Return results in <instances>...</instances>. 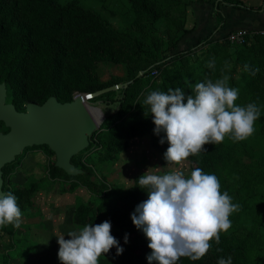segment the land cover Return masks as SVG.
Instances as JSON below:
<instances>
[{"label":"rangeland","instance_id":"rangeland-1","mask_svg":"<svg viewBox=\"0 0 264 264\" xmlns=\"http://www.w3.org/2000/svg\"><path fill=\"white\" fill-rule=\"evenodd\" d=\"M150 1L158 6L157 16L152 21L145 17L136 20L128 0H78L88 13L98 15L118 32L120 39L115 46L116 52L126 48L140 55L132 61L119 59L116 63L98 64L95 73L100 85L92 87L97 90L113 84L131 83L136 75L138 81L128 88L136 95L131 102L133 109L118 117V100L124 98L123 87L96 97L80 93L76 98L101 109L103 116L88 135L87 143L70 154L69 167L57 164L56 148L50 143L26 145L0 166L1 195L13 192L23 213L19 227L12 223L0 227V264H63L58 258L59 236L65 235V239H69V230L104 220L112 222L100 206L104 203L103 198L115 203L117 198H123L112 204L127 216L129 227L135 230L130 231L129 241L125 243L124 236L119 235L128 227L123 222L116 226L112 224V234L120 240L124 251L117 255L113 247L101 254L100 264L105 259H114L115 264L144 263L152 249L148 246L149 239L134 225L131 213L136 207L130 205L123 191L139 184V177L146 171L164 174L179 169L189 175L195 164L189 157L178 163L164 162L154 146L151 132L141 134L136 118L142 110L150 109L144 101L162 81L167 82V89L169 84L178 87L180 80L192 88L198 82L209 79L215 82L224 77L229 86L239 89L235 103L247 105L254 101L261 110L255 121V132L247 139L237 141L226 136L223 140L234 149L237 173L231 177L227 172L220 183L231 190L237 179H244L238 193L241 207L235 215L238 224L234 232L246 239L244 254L248 258L264 257V176L260 174L264 169V37L252 33L240 47L224 40L215 41L154 68L151 64L158 61L189 27L186 26L187 18L193 21L190 3L197 0ZM213 61L210 67L209 63ZM4 66L0 60V84L4 88L2 104L15 109L12 103L15 95L3 82ZM77 93L73 92V95ZM85 95L87 97L83 99ZM51 99L60 103L54 96L46 100ZM46 100L28 96L19 100V108L15 110L24 112L27 103L40 106ZM10 129L0 120V134ZM18 189L22 190L21 194ZM141 234L146 237L143 243L139 242Z\"/></svg>","mask_w":264,"mask_h":264},{"label":"trees","instance_id":"trees-1","mask_svg":"<svg viewBox=\"0 0 264 264\" xmlns=\"http://www.w3.org/2000/svg\"><path fill=\"white\" fill-rule=\"evenodd\" d=\"M261 1L257 6L247 4L246 0L191 2L193 14H197V9L204 8V5L209 6L218 19L217 23L203 34L197 33L195 25L184 29L173 46L162 53L160 59L152 63L151 67L160 68L163 64H169L215 41L224 40L230 43L227 36L236 29H233L226 20L227 9H246L256 12L264 5V0ZM128 2L137 17L136 20L145 17L152 21L157 16L158 6L150 0H128ZM259 28L264 29V26ZM258 36L264 37L260 34ZM119 39L118 32L113 27L98 15L88 13L78 0H0V60L4 62L6 69L2 78L6 87L15 95L12 96L15 109L19 108V100L28 96L40 98L42 101L54 96L58 102L66 103L72 101L73 92L95 91L92 87L100 85L95 73L98 64L116 63L119 59L132 61L140 56L126 48L116 52L115 46ZM246 40L247 38L242 44H230L240 47L247 42ZM251 70L250 68L249 73L252 75ZM138 79L139 77L134 75L133 81L124 87V98L118 100V117L133 109L131 102L136 95L134 92H129L128 88ZM157 87L158 91L168 90L166 81H162ZM169 87L175 88L172 84H169ZM178 87L183 88L186 94L195 95V86L190 88L180 80ZM152 115L154 114H150V109L142 110L140 116L136 118L137 127L141 134L151 132L154 146L161 153L163 161L168 162L164 153L169 144L167 141L160 143V137L164 134L157 135L154 132ZM204 148L206 151L202 150L189 156L195 168L199 167L205 172L215 173L219 180L227 172L231 177L237 173L232 146L225 145L222 141L217 144L207 143ZM260 174L264 176V169ZM244 183V179H237L233 189L227 190L221 186V191H228L234 198L233 202L239 203L238 193ZM148 190V186L135 184L123 192L129 199L130 205L136 207L148 198ZM122 199L116 200L118 202ZM103 202L100 206L110 215L112 224L116 226L123 222L128 227L119 236L135 230L129 227L127 216L113 206L114 200L103 198ZM239 204L241 207V203ZM239 210L230 215L232 226L226 232H220L219 243L217 244L213 238L210 241L212 247L202 258L193 260L189 256H181L177 264H218L221 256L227 258L229 255L232 257V264H264V257L251 259L244 254L246 239L234 232L238 224L235 215ZM145 238L142 234L139 235V242L143 243ZM114 261V259H105L102 264H115ZM137 264H149V261L146 259L144 263L138 261Z\"/></svg>","mask_w":264,"mask_h":264},{"label":"clouds","instance_id":"clouds-1","mask_svg":"<svg viewBox=\"0 0 264 264\" xmlns=\"http://www.w3.org/2000/svg\"><path fill=\"white\" fill-rule=\"evenodd\" d=\"M194 92L186 94L181 87L167 92L156 90L144 101L154 114V132L164 134L160 143L169 144L164 153L168 162L178 163L206 151L205 144L220 143L226 136L239 141L255 132L260 106L254 101L247 105L235 103L239 89L229 86L226 77L198 82ZM139 185L148 186V198L137 204L131 219L149 239V264H177L181 256L202 258L212 247L210 241L215 238L218 244L220 232L232 226L230 215L240 208L228 191H221L217 175L199 167L189 175L179 169L164 174L146 171L139 177ZM17 201L11 191L0 195V227L9 223L19 227L22 223ZM111 229L112 222L104 220L69 230V239L58 237L59 260L63 264H100L101 254L113 247L117 255L122 254L124 247ZM129 235L125 233V243ZM218 264H232L231 255L221 256Z\"/></svg>","mask_w":264,"mask_h":264},{"label":"water","instance_id":"water-1","mask_svg":"<svg viewBox=\"0 0 264 264\" xmlns=\"http://www.w3.org/2000/svg\"><path fill=\"white\" fill-rule=\"evenodd\" d=\"M127 85L128 82L109 85L89 96L96 97ZM3 94L4 88L0 84V120L11 127L9 132L0 134V166L26 145L50 143L56 148L57 164L69 167L70 154L87 143L88 135L95 127L78 98L59 104L52 99L46 100L40 106L30 102L24 112H18L12 106L2 104ZM1 185L0 177V195Z\"/></svg>","mask_w":264,"mask_h":264},{"label":"crops","instance_id":"crops-1","mask_svg":"<svg viewBox=\"0 0 264 264\" xmlns=\"http://www.w3.org/2000/svg\"><path fill=\"white\" fill-rule=\"evenodd\" d=\"M247 4L257 6L261 4V0H247ZM197 14H192L193 21L190 17L187 18V28H191L195 25V29L198 34H203L207 29H211L218 21L217 17L211 11L209 6L197 9ZM227 22L233 29L246 28L251 31L259 30V27L264 26V5L258 9V11H250L246 9H227ZM214 24V25H213ZM185 26V28H186ZM257 28V29H253Z\"/></svg>","mask_w":264,"mask_h":264},{"label":"built area","instance_id":"built-area-1","mask_svg":"<svg viewBox=\"0 0 264 264\" xmlns=\"http://www.w3.org/2000/svg\"><path fill=\"white\" fill-rule=\"evenodd\" d=\"M252 33H259V34H262L264 35V29H259V30H256V31H250V30H247V29H236L234 31H232L231 33L228 34L227 36V40L230 42V43H234V44H242L244 43L245 39L251 35ZM78 94L74 95L73 98H76Z\"/></svg>","mask_w":264,"mask_h":264},{"label":"bare ground","instance_id":"bare-ground-1","mask_svg":"<svg viewBox=\"0 0 264 264\" xmlns=\"http://www.w3.org/2000/svg\"><path fill=\"white\" fill-rule=\"evenodd\" d=\"M87 95L83 96V99H86ZM81 104L87 109L89 110V112H91L92 115V122L94 124V126L97 125L98 122H101L102 119V114H101V109H98L97 107H94L92 104H84V102L80 101Z\"/></svg>","mask_w":264,"mask_h":264}]
</instances>
